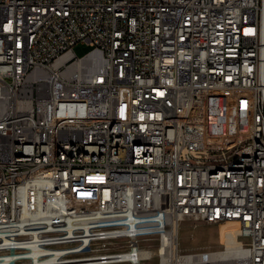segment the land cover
<instances>
[{
    "label": "built area",
    "instance_id": "built-area-1",
    "mask_svg": "<svg viewBox=\"0 0 264 264\" xmlns=\"http://www.w3.org/2000/svg\"><path fill=\"white\" fill-rule=\"evenodd\" d=\"M230 263L264 264V0H0V264Z\"/></svg>",
    "mask_w": 264,
    "mask_h": 264
},
{
    "label": "rangeland",
    "instance_id": "rangeland-1",
    "mask_svg": "<svg viewBox=\"0 0 264 264\" xmlns=\"http://www.w3.org/2000/svg\"><path fill=\"white\" fill-rule=\"evenodd\" d=\"M92 49V46L80 42L74 50L77 55L84 56ZM238 229L236 224L223 225V230ZM220 226L199 222L197 225L191 220H185L181 223L179 233V245L184 252H203L219 250L220 245Z\"/></svg>",
    "mask_w": 264,
    "mask_h": 264
},
{
    "label": "bare ground",
    "instance_id": "bare-ground-1",
    "mask_svg": "<svg viewBox=\"0 0 264 264\" xmlns=\"http://www.w3.org/2000/svg\"><path fill=\"white\" fill-rule=\"evenodd\" d=\"M229 231L231 234L225 240L227 243L228 250L226 251V253H220L222 256H225L226 254H228V252H235L236 250V246H237L236 234L238 233V229L233 228L230 229Z\"/></svg>",
    "mask_w": 264,
    "mask_h": 264
}]
</instances>
